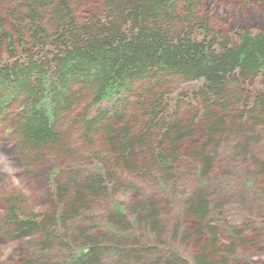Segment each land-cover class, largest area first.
Masks as SVG:
<instances>
[{
    "label": "trees",
    "instance_id": "obj_1",
    "mask_svg": "<svg viewBox=\"0 0 264 264\" xmlns=\"http://www.w3.org/2000/svg\"><path fill=\"white\" fill-rule=\"evenodd\" d=\"M99 1V11L83 18L75 8L88 0H13L0 15V123L26 166L49 152L48 160H67L62 173L54 171L63 182L51 177L47 211L29 212L21 196H5L0 230L10 239L42 235L33 245L39 250L20 253L17 264H98L106 257L117 264H228L231 245L216 243L204 184L182 202L198 223L194 235L211 234L195 263L157 250L163 220L152 198L126 208L112 195L116 187L138 194L130 176L169 183L181 172L178 143L194 135L197 121L204 129L192 159L199 180L210 173L207 149L224 136L242 141L231 156L247 154L251 127L264 125V31L213 29L201 0ZM66 121L85 144L99 135L101 151L90 145L68 155L75 149L61 129ZM101 200L109 213L89 223L85 210ZM144 227L154 234L150 242Z\"/></svg>",
    "mask_w": 264,
    "mask_h": 264
},
{
    "label": "rangeland",
    "instance_id": "obj_2",
    "mask_svg": "<svg viewBox=\"0 0 264 264\" xmlns=\"http://www.w3.org/2000/svg\"><path fill=\"white\" fill-rule=\"evenodd\" d=\"M13 3V0H0V15L13 6ZM201 3V11L210 17L209 26L213 29L225 32L242 27L264 31L262 15L264 0H201ZM99 7V0H88L76 6L75 10L83 18L91 12H98ZM254 85V82L249 81L245 84L249 92L255 89ZM134 100L132 99V102ZM253 127L245 140L247 154L231 156L235 146L240 144L242 147V141L238 142L239 137L234 133L224 136L222 142L215 146L216 150L210 146L207 149L209 151L207 155L211 158L210 173L208 177L199 180L198 171L192 166V159L196 147L202 145L204 129L202 124L195 122L194 135L178 143L177 157H180V161L176 160L175 164L181 165V172L177 171L178 174L174 175L169 183L163 181L161 186L156 182L150 184L130 176V181L139 189L138 194L133 188L116 187L112 195L113 201L121 203L126 208H132L131 204L138 198H152L157 205L159 204L163 220L161 237L164 242L157 244L154 242L159 248L157 250L162 252L168 250L170 253L175 251L186 262L195 263L196 255L203 252L202 249L209 243L211 234L206 231L202 236L194 235L193 229L198 223L183 212L182 202L204 184V193L206 196L210 195L212 206L215 208L210 220L215 227L213 234L216 243L223 249L227 248L226 245H231V249L226 252L229 255L228 264H264V125L256 124ZM61 129L70 136L71 145L75 149V152L67 150L68 155L74 156L76 152L80 154L85 152L84 149L88 152L90 145L97 152L101 151L97 146L103 142L99 135H92L91 144L88 145L82 140L78 127L71 121L63 123ZM50 155L52 153L49 152L42 163L26 166L22 157H19L18 147L14 143L10 129L4 123H0V228L6 212L3 199L5 196H21L25 209L29 212H44L49 207L53 190L51 177L56 176L54 180L63 182L54 171L62 173V167H65L67 161L60 155L48 160L47 157ZM79 158L82 160L84 157ZM140 162L142 166L146 165L147 159L141 158ZM221 184L224 191L218 194L217 190ZM220 199L223 200L222 203L217 204ZM109 211L106 203L101 200L90 204L85 213L92 218L89 219V223H97L103 222ZM144 229L150 242L154 234L145 227ZM71 230L77 231L76 228ZM97 232V228L93 229L91 237ZM63 233L65 234V230ZM40 238L42 235L10 239L0 230V264H17L23 259L20 253L27 254L25 250L34 254V251L39 250V244H36L35 249L33 245L40 243L41 240L38 241ZM210 250V247L206 248V252ZM116 261L106 257L98 264H117ZM146 261L148 259L143 260Z\"/></svg>",
    "mask_w": 264,
    "mask_h": 264
}]
</instances>
